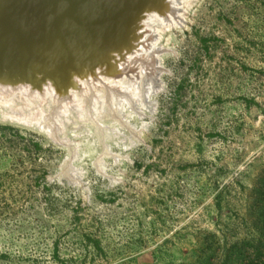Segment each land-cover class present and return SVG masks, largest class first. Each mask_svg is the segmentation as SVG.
Instances as JSON below:
<instances>
[{"label":"rangeland","instance_id":"obj_1","mask_svg":"<svg viewBox=\"0 0 264 264\" xmlns=\"http://www.w3.org/2000/svg\"><path fill=\"white\" fill-rule=\"evenodd\" d=\"M185 1L161 88L124 125L68 134L71 154L0 110V264H221L259 236L264 252V0Z\"/></svg>","mask_w":264,"mask_h":264},{"label":"bare ground","instance_id":"obj_2","mask_svg":"<svg viewBox=\"0 0 264 264\" xmlns=\"http://www.w3.org/2000/svg\"><path fill=\"white\" fill-rule=\"evenodd\" d=\"M8 2L0 0V11ZM181 2H104L96 13V24L88 29L89 37L96 39L92 41L95 42L92 49L95 50L97 45L101 48L96 49V53L92 49L85 50L87 55L79 57L80 53L75 48L83 43V39L80 36L71 38L69 44L64 41L71 47L72 58L78 59L70 67V79L58 80L51 76L52 72L49 76H40L35 74L38 68L33 67L31 70L24 68L19 78L0 79L1 115L4 119L32 126L57 146L67 148L71 154L74 148L68 134L95 135L105 126L104 121L124 125L120 118L122 108L127 106L133 111L137 99L142 103L148 101V96L160 87L158 71L163 52L160 37L164 31L178 24ZM121 60L118 68H110L113 61ZM103 63L106 65L101 68ZM148 67L150 70L146 71ZM101 153L107 154L103 145Z\"/></svg>","mask_w":264,"mask_h":264},{"label":"water","instance_id":"obj_3","mask_svg":"<svg viewBox=\"0 0 264 264\" xmlns=\"http://www.w3.org/2000/svg\"><path fill=\"white\" fill-rule=\"evenodd\" d=\"M109 1L9 0L0 11V79L19 78L24 68L31 67L38 68L35 74L40 76L52 72L58 80L70 79V67L78 59L72 58L71 47L64 41L69 44L68 40L80 36L83 43L75 49L79 57L87 55L85 50L91 51L92 41L96 40L89 37L88 29L96 24L99 8ZM98 48L101 46L95 50Z\"/></svg>","mask_w":264,"mask_h":264},{"label":"trees","instance_id":"obj_4","mask_svg":"<svg viewBox=\"0 0 264 264\" xmlns=\"http://www.w3.org/2000/svg\"><path fill=\"white\" fill-rule=\"evenodd\" d=\"M248 241V242H247ZM245 243L251 245L254 251L253 259H248L242 250V248L235 250H227L223 256L221 264H256L254 261L257 260L259 264L264 263V252L262 243V236L247 240ZM254 241V242H253ZM244 243V242H241ZM262 248V249H261ZM196 264H210L209 256L205 259L196 262Z\"/></svg>","mask_w":264,"mask_h":264}]
</instances>
